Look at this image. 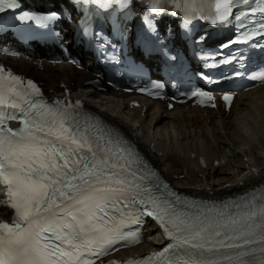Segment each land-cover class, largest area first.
Listing matches in <instances>:
<instances>
[{"label": "bare ground", "instance_id": "1", "mask_svg": "<svg viewBox=\"0 0 264 264\" xmlns=\"http://www.w3.org/2000/svg\"><path fill=\"white\" fill-rule=\"evenodd\" d=\"M22 71L44 81L57 93L64 81L73 97L84 100L97 113L120 126L180 191L194 197H236L264 184V86L236 98L231 111L176 107L144 103L128 110L131 98L109 101L85 85L91 76L69 64L54 66L47 61L35 66L15 60ZM43 68V69H39ZM0 213H3L1 210ZM121 256L145 255L164 241L158 234Z\"/></svg>", "mask_w": 264, "mask_h": 264}]
</instances>
